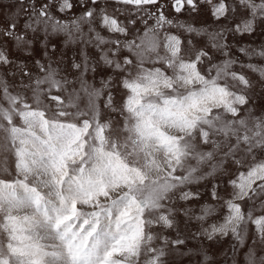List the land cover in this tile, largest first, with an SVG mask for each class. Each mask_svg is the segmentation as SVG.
Segmentation results:
<instances>
[{
  "label": "snow or ice",
  "instance_id": "6c2138e0",
  "mask_svg": "<svg viewBox=\"0 0 264 264\" xmlns=\"http://www.w3.org/2000/svg\"><path fill=\"white\" fill-rule=\"evenodd\" d=\"M17 2L0 22V69L14 70L0 74V264H216L204 241L224 237L237 242L231 264H264L245 245L264 248V106H249L245 72L264 87V64L241 62L225 37L253 34L264 0H169L175 13L204 5L235 22L219 29L169 18L162 0H114L133 10L125 20L99 0H76L70 19L56 13L73 0ZM51 34L98 59L82 48L61 68ZM238 51L264 59V47ZM101 63L112 74L97 81ZM208 177H227L230 191L213 185L201 203L188 185Z\"/></svg>",
  "mask_w": 264,
  "mask_h": 264
},
{
  "label": "rangeland",
  "instance_id": "374dc122",
  "mask_svg": "<svg viewBox=\"0 0 264 264\" xmlns=\"http://www.w3.org/2000/svg\"><path fill=\"white\" fill-rule=\"evenodd\" d=\"M163 3L168 4L166 8V15L169 16L171 19H179L182 21H206L208 25H210L212 28L219 29L221 27L229 28L232 27L235 23L234 21L229 20H221L219 22L213 21L211 16L207 13L206 6L201 5L199 13H191L189 9H185L182 13H175L169 3V0H162ZM73 3L75 4L74 9L72 12L69 13H56V15L61 19H70L72 15H79L81 12L80 5L76 2V0H73ZM18 7L17 0H0V13L4 14L3 16H0V22L3 21V19H6L8 16H10L12 13L16 11V7ZM88 7H93V5L89 4ZM97 7H103L107 8V10L111 13L114 9H121V12L117 13L119 18L121 20H125V17L128 16L133 10L126 8V6L117 4L114 2V0H99V4ZM151 11H155V8H150ZM143 15V14H142ZM137 19V25L136 27H143L142 24L139 23L138 17H133ZM149 23H152L150 20ZM23 24V19H21V25ZM98 27V26H97ZM129 27H132L131 25ZM99 30V27H98ZM85 31H87V28L85 27ZM102 34L107 37L111 38L110 34L106 31L102 32ZM40 36H43V33H40ZM226 42L231 46L232 55L236 58H238L243 63H254V64H264V59H261L260 57H246L243 53H240L238 49L240 47L245 48H254L259 50L261 47H264V23H259L256 27V30L253 34H232L229 32H225ZM65 37L63 34H51L50 35V42L47 43V50L49 52V55L52 57V61L55 63L57 61L62 60L63 63L60 65L61 68H64L65 66H68L71 64L73 60H76V62H79V59L81 57V49L84 48V50L88 53L89 57L95 62L98 59V50L92 46H84L82 44H70L65 45L64 43ZM6 47L8 48V51L12 57V59L16 63H20L22 60L23 62L27 63L29 67L35 71L34 68H32V61L31 60H25L24 55L22 53L16 52L13 44L11 41L5 42ZM55 44L57 46L55 50V54L53 55V48L52 45ZM34 48H37L40 50V55H36V59H41L43 56V50H44V43H36L33 45ZM218 57H220V54H217ZM222 58V57H220ZM44 59H47V57H44ZM101 70L100 73L97 75V81L99 79L104 77V71H107L108 74H112V71L110 69H107L105 65L101 63L100 66ZM235 70L239 71L240 66L239 64L234 66ZM14 71L11 68H3L0 69V74H3L4 72H12ZM246 74L249 76V78L253 81L254 84V90L250 93L252 98V103L249 105L250 107H254L257 109V114H259V111L262 106H264V87H262L258 81H259V75L257 73H252L250 71L245 70ZM71 78V77H70ZM19 80V75L17 74V81ZM116 99H120L119 93L116 94ZM227 177H208L206 180L200 181L199 183H194L188 185V188L192 191H198L201 194V203H211L210 193L212 191L213 185H219V191L221 196L226 195V188L228 191H230V188L225 184V180ZM185 203V202H181ZM193 205H186V206H194ZM211 223V220L209 221ZM179 228L183 232L185 230L184 223L179 224ZM190 231H196L197 224L195 221H193L188 226ZM196 241H189L188 246L192 247L194 244H196ZM237 242L234 240V238L231 237H224L218 242H210L205 240L204 246L208 249L209 255H211L216 264H231V260L229 259L232 255L231 248L233 245H235ZM245 245L247 247L255 246L254 250L256 251L258 256H264V248L261 247L259 242L255 239H247L245 240ZM243 251H247V247L241 246ZM176 260H179V257H175ZM184 264H188L187 260H184Z\"/></svg>",
  "mask_w": 264,
  "mask_h": 264
}]
</instances>
